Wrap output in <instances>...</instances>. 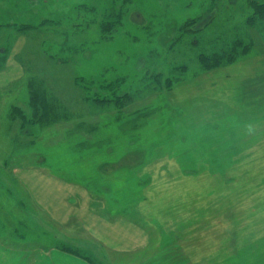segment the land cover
<instances>
[{
  "label": "rangeland",
  "instance_id": "374dc122",
  "mask_svg": "<svg viewBox=\"0 0 264 264\" xmlns=\"http://www.w3.org/2000/svg\"><path fill=\"white\" fill-rule=\"evenodd\" d=\"M263 3L0 0V246L264 264V20L248 23ZM35 77L74 119L35 123ZM80 79L90 96L125 80L132 99L92 104Z\"/></svg>",
  "mask_w": 264,
  "mask_h": 264
},
{
  "label": "trees",
  "instance_id": "16d2710c",
  "mask_svg": "<svg viewBox=\"0 0 264 264\" xmlns=\"http://www.w3.org/2000/svg\"><path fill=\"white\" fill-rule=\"evenodd\" d=\"M253 9L254 13L252 17L248 19V23L251 25H253L256 21L264 20V3L253 5ZM109 14L111 22L107 24V27L101 28L103 33L113 30L111 29L113 27H117L120 22L122 12H111ZM23 26V30L31 29L26 25ZM224 59V55L219 56V54H214L211 58L207 56H200V60L204 61V63L206 61L209 63L211 62L210 65L213 64L212 66L220 65V63ZM160 78V74H154L146 77L145 80L148 79L151 81L149 83L159 85L161 81ZM76 82L77 85L82 87L88 95L86 98L87 101H90L95 105L98 104L103 106V104L114 103L115 106L118 105L120 109H122L125 108L127 101L129 99H132L128 94H125L124 96L117 94L118 88L122 86L123 83H125V80L122 79H118L110 84L105 83L106 85L104 86L103 84H101L102 86L100 85V89L97 90L98 92H93V96H90L89 93L92 90V87L95 85L94 82H89V84H87L81 79L78 81L76 80ZM28 87L30 95L29 105L31 106L35 123H39V125L41 124V126L47 127L50 125H56L61 122H67L75 118L74 114L70 110H68L62 99L50 89L48 83L45 80L36 77L32 78L28 81ZM105 93H108L109 97L104 96ZM59 250L71 255L79 256V254L76 253V251L71 247H65ZM83 259L90 264H93L87 257L84 256Z\"/></svg>",
  "mask_w": 264,
  "mask_h": 264
},
{
  "label": "crops",
  "instance_id": "0c3cea01",
  "mask_svg": "<svg viewBox=\"0 0 264 264\" xmlns=\"http://www.w3.org/2000/svg\"><path fill=\"white\" fill-rule=\"evenodd\" d=\"M58 184L61 182L53 181ZM35 256H31L34 255ZM0 264H89L55 248L38 247L34 250H9L0 246Z\"/></svg>",
  "mask_w": 264,
  "mask_h": 264
}]
</instances>
